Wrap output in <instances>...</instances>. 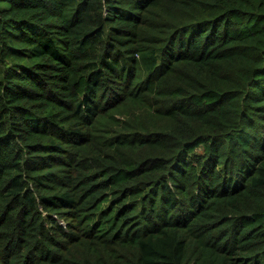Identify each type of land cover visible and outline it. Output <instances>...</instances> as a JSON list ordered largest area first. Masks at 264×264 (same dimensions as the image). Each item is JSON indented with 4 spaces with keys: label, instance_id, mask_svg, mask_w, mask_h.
Wrapping results in <instances>:
<instances>
[{
    "label": "trees",
    "instance_id": "trees-1",
    "mask_svg": "<svg viewBox=\"0 0 264 264\" xmlns=\"http://www.w3.org/2000/svg\"><path fill=\"white\" fill-rule=\"evenodd\" d=\"M0 264H264V0H0Z\"/></svg>",
    "mask_w": 264,
    "mask_h": 264
}]
</instances>
